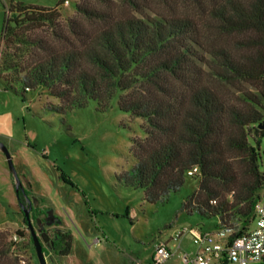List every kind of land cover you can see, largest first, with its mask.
I'll return each instance as SVG.
<instances>
[{
    "label": "trees",
    "instance_id": "1",
    "mask_svg": "<svg viewBox=\"0 0 264 264\" xmlns=\"http://www.w3.org/2000/svg\"><path fill=\"white\" fill-rule=\"evenodd\" d=\"M0 82L23 94L44 87L62 112L118 100L145 132L132 141L125 186L165 203L193 177L183 211L237 235L253 225L264 190V0H81L68 18L59 7L11 3ZM57 233L52 249L68 256L71 236Z\"/></svg>",
    "mask_w": 264,
    "mask_h": 264
},
{
    "label": "rangeland",
    "instance_id": "2",
    "mask_svg": "<svg viewBox=\"0 0 264 264\" xmlns=\"http://www.w3.org/2000/svg\"><path fill=\"white\" fill-rule=\"evenodd\" d=\"M62 1L0 0V47L11 3L59 7L63 18L75 16L81 0L59 5ZM225 93L234 94L231 89ZM60 105L44 87L23 94L22 87L6 90L0 82V144L11 154L30 198L61 220L60 226L47 225L44 231L53 238L58 228L72 239L70 254L59 256L32 221L48 264H152L160 244L175 246L165 264H181V255L195 254L197 247L189 234L175 240L176 233L185 227L206 232L220 227L217 218L182 209L198 186L196 178L187 176L180 191L155 204L145 201L143 190L120 181L135 163L133 139L145 137L143 119L121 111L116 99L104 110L96 101L69 112L57 109ZM15 235L21 240L15 242ZM21 259L40 264L18 203L15 177L0 149V264H20Z\"/></svg>",
    "mask_w": 264,
    "mask_h": 264
},
{
    "label": "built area",
    "instance_id": "3",
    "mask_svg": "<svg viewBox=\"0 0 264 264\" xmlns=\"http://www.w3.org/2000/svg\"><path fill=\"white\" fill-rule=\"evenodd\" d=\"M65 1V4H68ZM198 168L189 175L197 174ZM254 226L248 231L237 235L232 226L219 227L216 231L206 232L201 228L185 227L176 233L175 240L189 234L197 247L195 254L183 253L181 264H262L264 263V190L255 204ZM13 240H21L17 235ZM174 247L160 244L152 257V264H165L173 257ZM20 264H27L24 259Z\"/></svg>",
    "mask_w": 264,
    "mask_h": 264
},
{
    "label": "water",
    "instance_id": "4",
    "mask_svg": "<svg viewBox=\"0 0 264 264\" xmlns=\"http://www.w3.org/2000/svg\"><path fill=\"white\" fill-rule=\"evenodd\" d=\"M261 128H264V124L261 126ZM0 149L4 152V154H5V156H6L7 160H8L10 170H11V172L13 173V175L15 177V180H16V191L18 192L20 189H22L24 191L22 183H21V181H20V179L18 177V174L16 172V169L14 167V164H13V161H12V158H11V154L9 153L8 149L3 144H0ZM21 208L23 209L24 215H25L24 222H27V225H28V227H29V229L31 231V234H32L33 245H34V248H35L36 255H37V258L39 260V263L40 264H48L47 260H46V257H45V253H44L42 242H41L39 236L37 235V233L35 231V228H34V226L32 224V221L30 219V210L29 209H25V207L23 205H21ZM37 224L40 227L39 232H41V237H42L43 241L45 243H47L49 241V235L45 231H43L44 227H43V224H42L40 218L37 219ZM52 224H53L52 221L48 222V225H52Z\"/></svg>",
    "mask_w": 264,
    "mask_h": 264
},
{
    "label": "flooded vegetation",
    "instance_id": "5",
    "mask_svg": "<svg viewBox=\"0 0 264 264\" xmlns=\"http://www.w3.org/2000/svg\"><path fill=\"white\" fill-rule=\"evenodd\" d=\"M22 190V189H21ZM23 191V190H22ZM19 205H20V209L22 210L23 214H24V211L23 209L21 208V205H23L25 207V209H29L30 210V219L31 221H35V223L37 224V219L39 217H41L43 219V231L46 230V226L48 225V221L46 220L47 218V211L46 209L40 207L37 203V200L36 199H25L24 202H22V199H21V202H18ZM24 218H25V215H24ZM52 218V217H51ZM53 219V218H52ZM27 224V222H25ZM38 225V224H37ZM51 226H56L55 224H52ZM40 229L39 225H38V230ZM57 230L58 228H56L55 232H54V236L53 238L49 237V241L47 243H49L50 247L53 248L55 243H56V239L58 238V233H57ZM41 233V232H40Z\"/></svg>",
    "mask_w": 264,
    "mask_h": 264
},
{
    "label": "crops",
    "instance_id": "6",
    "mask_svg": "<svg viewBox=\"0 0 264 264\" xmlns=\"http://www.w3.org/2000/svg\"><path fill=\"white\" fill-rule=\"evenodd\" d=\"M174 247V246H173ZM181 262V261H180Z\"/></svg>",
    "mask_w": 264,
    "mask_h": 264
}]
</instances>
